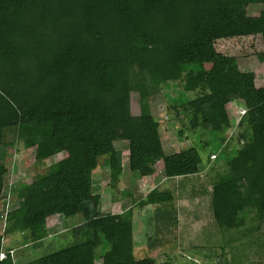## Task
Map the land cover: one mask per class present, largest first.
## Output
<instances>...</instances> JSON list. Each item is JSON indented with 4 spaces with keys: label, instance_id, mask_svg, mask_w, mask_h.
Masks as SVG:
<instances>
[{
    "label": "trees",
    "instance_id": "1",
    "mask_svg": "<svg viewBox=\"0 0 264 264\" xmlns=\"http://www.w3.org/2000/svg\"><path fill=\"white\" fill-rule=\"evenodd\" d=\"M251 4L264 0H0V202L7 146L35 147L39 165L67 153L27 184L31 199L7 214L8 226L14 224L28 244L48 237V217L81 216L74 233L87 236L22 263L11 249L4 252L0 235V264H95L98 257L104 264H171L136 258L132 208L103 211L93 176L105 158L112 185L120 181L119 131L129 141L130 171L141 177L153 175L160 161L167 179L197 174L205 148V168L225 162L214 177L211 207L226 243L217 244L221 252L214 256L235 247L249 220L260 227L264 86L256 85L254 72L241 70L236 56L216 48L218 40L235 37L260 35L264 42V14L250 15ZM258 55L264 61V51ZM146 79L159 87L182 82L197 93L181 102H187L193 128L210 135L203 144L165 152ZM134 91L137 115L131 108ZM234 101H242L245 110L236 125L238 145L230 143L235 124L227 105ZM12 127L18 138L9 143L5 130ZM173 198L171 190L156 187L136 203L161 209ZM199 247L193 243L191 251Z\"/></svg>",
    "mask_w": 264,
    "mask_h": 264
},
{
    "label": "rangeland",
    "instance_id": "2",
    "mask_svg": "<svg viewBox=\"0 0 264 264\" xmlns=\"http://www.w3.org/2000/svg\"><path fill=\"white\" fill-rule=\"evenodd\" d=\"M248 12L253 16L264 14V4H251ZM216 48L219 52L236 56L241 70L254 72L256 85L264 86V61L260 60L258 55L264 51V42L260 35L221 39L217 41ZM145 81L150 90V109L160 122L161 139L166 153L197 147L209 138L208 133H201V127L193 128L190 122L191 114L184 110L187 102H181L182 98L193 100L196 92L186 91L182 82L159 87L150 79ZM243 106L242 101L227 105L229 116L235 124L234 140L230 142L234 145H238L239 128L236 129V125L244 112ZM131 108L133 114L140 113L139 93L136 91L132 93ZM5 135L9 143L18 138L15 127L6 129ZM122 136L123 132L119 131L115 141L123 167L120 181L112 185L110 171L103 166L105 158L100 160L93 180L96 191L102 195L103 211L121 213L128 208L133 209L136 258L150 256L161 263L170 261L171 264H202V261L203 264H264V222L257 228L256 220H249L247 226L236 235L238 239L235 238V247L232 250L225 256H214L216 252H221L217 244L226 243L220 229L214 224L211 207L214 177L225 168L224 161L212 163L205 168L209 153V149L205 148L201 151L203 171L167 179L163 163L160 161L156 164L155 175L144 179L130 171L129 141ZM17 144L6 147L5 162L8 173L3 189L4 196L0 202V235L3 237L4 252L11 249L19 262L26 263L84 241L87 236L84 233H74V227L82 222L81 216L48 217V237L28 244L24 242L23 233L19 232L14 224L8 226L7 214L27 204L31 199V189L26 187L27 184L31 183L38 173L44 172L51 163L67 156L66 152H61L39 165L36 162L35 147L24 148L20 142ZM214 145L215 143H212L210 149L215 148ZM156 187L160 190H171L173 200L161 209L153 205L142 207L136 203ZM196 242L202 248L199 247L193 252L191 246ZM101 252L102 248H99L97 255ZM4 256L2 253L1 257ZM95 264L104 263L98 257Z\"/></svg>",
    "mask_w": 264,
    "mask_h": 264
},
{
    "label": "crops",
    "instance_id": "3",
    "mask_svg": "<svg viewBox=\"0 0 264 264\" xmlns=\"http://www.w3.org/2000/svg\"><path fill=\"white\" fill-rule=\"evenodd\" d=\"M161 162L163 163V161H161ZM163 168H164V164H163ZM154 175H155V174H154ZM151 176H153V175H151ZM151 176H149V177H151ZM145 178H148V177H144V179H145ZM112 213H113V212H112Z\"/></svg>",
    "mask_w": 264,
    "mask_h": 264
},
{
    "label": "built area",
    "instance_id": "4",
    "mask_svg": "<svg viewBox=\"0 0 264 264\" xmlns=\"http://www.w3.org/2000/svg\"><path fill=\"white\" fill-rule=\"evenodd\" d=\"M244 112L241 114V115H243L244 113H245V110H243Z\"/></svg>",
    "mask_w": 264,
    "mask_h": 264
}]
</instances>
